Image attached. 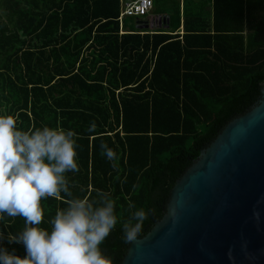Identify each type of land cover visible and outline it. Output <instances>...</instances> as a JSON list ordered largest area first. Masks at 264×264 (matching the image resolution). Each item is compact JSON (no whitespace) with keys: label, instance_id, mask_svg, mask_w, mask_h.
<instances>
[{"label":"trees","instance_id":"1","mask_svg":"<svg viewBox=\"0 0 264 264\" xmlns=\"http://www.w3.org/2000/svg\"><path fill=\"white\" fill-rule=\"evenodd\" d=\"M119 7V0H0V115L19 113L20 130L78 133L79 171L66 175L74 195L102 191L115 200L118 223L101 245L114 264L130 244L124 222L143 209L137 236L147 233L176 179L228 121L261 100L264 83V0H153V12L168 21L141 29L134 15L120 24ZM101 143L116 161L101 155ZM41 205L40 227L51 231L67 205L54 198ZM23 226L5 215L0 247L25 257L24 245L8 240Z\"/></svg>","mask_w":264,"mask_h":264},{"label":"water","instance_id":"2","mask_svg":"<svg viewBox=\"0 0 264 264\" xmlns=\"http://www.w3.org/2000/svg\"><path fill=\"white\" fill-rule=\"evenodd\" d=\"M168 17H135L153 28ZM176 179L150 230L120 264H264V83Z\"/></svg>","mask_w":264,"mask_h":264},{"label":"clouds","instance_id":"3","mask_svg":"<svg viewBox=\"0 0 264 264\" xmlns=\"http://www.w3.org/2000/svg\"><path fill=\"white\" fill-rule=\"evenodd\" d=\"M18 119L19 113L0 115V220L5 215L23 219L22 231L9 234L8 240L22 243L27 255L0 247V264H114L101 245L118 223L115 200L102 191L94 199L74 195L66 175L79 171L78 133L60 126L20 130ZM87 131L95 133V121ZM100 147L109 161L118 159L107 143ZM46 198L63 199L67 205L57 209L51 231L40 227L41 201ZM145 219V211L139 209L124 222L125 242L135 239Z\"/></svg>","mask_w":264,"mask_h":264},{"label":"built area","instance_id":"4","mask_svg":"<svg viewBox=\"0 0 264 264\" xmlns=\"http://www.w3.org/2000/svg\"><path fill=\"white\" fill-rule=\"evenodd\" d=\"M118 20L121 24L126 15L147 16L153 9V0H119Z\"/></svg>","mask_w":264,"mask_h":264},{"label":"crops","instance_id":"5","mask_svg":"<svg viewBox=\"0 0 264 264\" xmlns=\"http://www.w3.org/2000/svg\"><path fill=\"white\" fill-rule=\"evenodd\" d=\"M153 10V9H152ZM157 15V13H154L153 11L152 12H150L148 15H147V17L149 18V17H154V16H156ZM146 17V16H145ZM164 24V22L161 24V25H157L156 27H160V26H162ZM156 27H153V28H156ZM182 31V28L180 29V32Z\"/></svg>","mask_w":264,"mask_h":264},{"label":"rangeland","instance_id":"6","mask_svg":"<svg viewBox=\"0 0 264 264\" xmlns=\"http://www.w3.org/2000/svg\"><path fill=\"white\" fill-rule=\"evenodd\" d=\"M153 10H151V12H152ZM133 19H135V17H133ZM163 23V22H162Z\"/></svg>","mask_w":264,"mask_h":264}]
</instances>
